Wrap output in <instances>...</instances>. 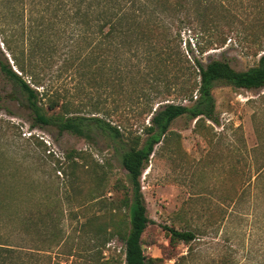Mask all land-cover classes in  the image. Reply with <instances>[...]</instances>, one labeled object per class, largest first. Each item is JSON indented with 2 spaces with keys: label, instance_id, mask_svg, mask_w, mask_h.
Returning <instances> with one entry per match:
<instances>
[{
  "label": "rangeland",
  "instance_id": "1",
  "mask_svg": "<svg viewBox=\"0 0 264 264\" xmlns=\"http://www.w3.org/2000/svg\"><path fill=\"white\" fill-rule=\"evenodd\" d=\"M48 2L0 0V26L12 46L21 50L31 35L42 33L44 20L53 21ZM232 10L236 16L222 21L219 33L183 31L182 52L188 49L189 57L203 64L225 60L239 71L257 65L259 47L247 28L264 29V13L252 5H233ZM59 27L61 48L47 70L51 91L65 94L85 114L100 98L103 109L116 119L117 107L130 105L137 80L121 83V60L111 51L100 52L98 64L90 68L79 57L65 70L73 37L69 23ZM224 33L227 43L218 48L214 43ZM47 39L58 38L51 34ZM2 41L0 34V55L20 75ZM124 56L136 60L129 53ZM89 77L97 78L98 86L86 84ZM83 89L85 94L79 95ZM213 96L219 124L206 121L198 127L186 118L175 121L141 177L151 219L142 242L146 256L158 260L155 264H264V88L219 84ZM127 107L122 111L131 119L132 136L145 138L137 109ZM120 152L102 136L91 140L54 127H34L25 95L0 71V180L7 194L19 199L23 218L38 213L32 236L22 224L15 238L24 248L32 243L36 249L48 248L46 253L36 250V264H125L124 243L109 235L111 219H129L123 206L124 186L129 185ZM48 214L57 237L43 243L42 218ZM106 225L108 231H100ZM164 226L196 230L198 239L191 245H172Z\"/></svg>",
  "mask_w": 264,
  "mask_h": 264
},
{
  "label": "trees",
  "instance_id": "2",
  "mask_svg": "<svg viewBox=\"0 0 264 264\" xmlns=\"http://www.w3.org/2000/svg\"><path fill=\"white\" fill-rule=\"evenodd\" d=\"M48 1L53 21L43 18L42 33L39 36L31 35L26 40L27 46L23 42L21 50L12 46L13 42L8 39L6 30L0 26L2 43L21 74L14 71L2 53L0 71L25 95L33 114L34 127H54L59 133L91 140L102 136L117 151L121 150L119 161L129 185L127 188L124 186L127 197L123 206L128 209L129 219H111L109 235L124 243L125 264H155L158 260L146 256L142 242L151 219L147 214L141 177L156 147L180 118L195 122L198 127L206 121L219 124L213 96L217 85L225 84L244 90L264 88V53H261L264 51V29L257 31L253 27H246L252 43L259 47V51L255 52V56L259 57L257 65L246 71L234 69L225 60L203 64L201 60L189 57L188 49L186 54L181 50L182 33H219L222 21L236 16L233 5H252L263 14L264 0ZM64 22L69 23L73 37L68 46L69 58L64 62L65 70L79 57H82L79 63L90 68L98 64L100 52L111 51L117 54L116 59L120 57L121 60V83L124 84L127 79L137 80L130 105L118 106L114 112L116 119L103 109L104 103L100 98L94 103L91 101L92 110L85 114L75 109L65 94L51 91L49 83L52 76L47 70L61 48L59 40L63 31L58 28V24ZM51 34L58 39H47ZM227 37L226 33L219 34L214 45L224 47ZM127 53L136 60L126 59L124 55ZM147 69L153 71L147 72ZM130 70L134 74L129 76ZM98 83L95 77L86 80V84L94 88ZM82 94H85L84 89L79 93ZM169 98L181 101H170ZM124 107L137 109V118H141L140 126L143 127L145 138L141 135L132 136L133 132L129 128L133 124L122 111ZM148 117L149 124L145 125L143 121ZM4 185V179L0 180V264H36V250L46 253L48 248L36 249L33 243L29 248H24L15 238L23 228L32 236L38 213H30L23 218L17 208L19 199L10 197ZM33 189V184L29 185V190ZM42 221L43 243H46L52 236L56 238L57 233H54L53 224L50 226L51 215L48 214ZM163 229L172 245H191L199 235L191 229L177 230L169 226ZM100 231H108L107 225ZM182 257L187 259V255ZM23 259L26 261L23 262Z\"/></svg>",
  "mask_w": 264,
  "mask_h": 264
}]
</instances>
